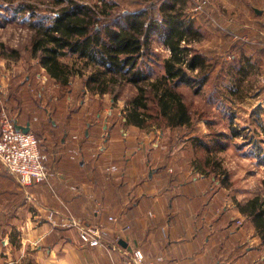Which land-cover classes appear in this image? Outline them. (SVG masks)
I'll return each instance as SVG.
<instances>
[{
  "label": "crops",
  "instance_id": "0c3cea01",
  "mask_svg": "<svg viewBox=\"0 0 264 264\" xmlns=\"http://www.w3.org/2000/svg\"><path fill=\"white\" fill-rule=\"evenodd\" d=\"M231 51L233 62L243 61L236 48ZM222 65L210 67L207 83L225 80ZM48 75L15 78L5 99L20 126L40 138L53 176L45 184L22 185L0 162L3 264H122L118 252L83 242L84 226L104 231V243L123 241L127 253L141 250L147 263L264 264L256 227L227 186L201 172L190 133L182 141L177 131L184 128H168L166 140L163 129L129 124L125 106L112 94H93L83 82L62 87ZM41 82L35 98L31 90ZM115 216L131 233H118L109 221ZM17 251L20 259L14 260Z\"/></svg>",
  "mask_w": 264,
  "mask_h": 264
},
{
  "label": "rangeland",
  "instance_id": "374dc122",
  "mask_svg": "<svg viewBox=\"0 0 264 264\" xmlns=\"http://www.w3.org/2000/svg\"><path fill=\"white\" fill-rule=\"evenodd\" d=\"M26 1L31 0H0V43L5 45L0 46V105L6 107L5 99L10 97V87L14 85L15 78L25 79L30 75L33 79L38 74L49 77L40 60L32 53L31 14L16 11L19 3ZM104 1L115 4L114 12L120 14L126 10L134 12L145 8L135 0ZM186 6L185 20L194 19L201 33L193 43L194 47L207 55L211 67L223 62L222 67L227 69V73L222 82L210 79L201 90L191 85L181 87L194 119L187 131L185 128L177 131V138L183 141L184 135L190 133L191 138L204 137L205 141L218 139L220 146L211 143L215 148L212 153L197 150V164L201 172L210 173L221 182V186H227L233 202L250 200L262 194L264 183V42H260L261 37L264 41V12L258 14L251 8L257 6L264 9V0H188ZM158 9L156 7L157 12ZM153 47L159 56L149 62L152 81L164 74V60L170 57L168 49L159 40ZM230 48H236L243 61L233 62L230 56L234 52ZM248 56L256 58L249 60ZM61 61L73 71L84 66V62L74 55L64 56ZM84 73V76L74 75L71 84L81 85L83 82L85 85V78L91 73ZM41 85L42 82L31 90L35 98L43 91ZM116 88V99L125 106L128 116L138 88L128 82ZM66 92L67 89H63L62 96ZM219 92L220 96L225 94L230 98L224 96L226 101L219 99ZM154 108L151 112L156 114L157 109ZM144 129H163L168 134L165 139L171 138L168 128L158 121H150ZM209 156H212V163L207 165L205 161ZM12 258L20 259L19 252H15ZM4 261L5 255L0 254V263Z\"/></svg>",
  "mask_w": 264,
  "mask_h": 264
},
{
  "label": "trees",
  "instance_id": "16d2710c",
  "mask_svg": "<svg viewBox=\"0 0 264 264\" xmlns=\"http://www.w3.org/2000/svg\"><path fill=\"white\" fill-rule=\"evenodd\" d=\"M187 1L135 0L145 8L120 14L114 12L115 4L104 0H31L19 3L16 11L31 14L32 53L62 87L69 86L74 75L89 71L86 89L116 98V87L128 82L138 88L128 109L129 124L144 129L154 120L182 129L192 127L194 117L181 87L201 90L211 71L207 56L193 45L201 33L194 19L185 20ZM158 40L170 57L164 60V74L152 81L149 62L159 56L153 47ZM67 55L78 57L84 66L73 71L61 61ZM153 106L156 114L151 112ZM193 141L197 149L211 153L214 145L220 146L218 139L205 141L197 136ZM211 157L205 164L212 163ZM236 206L264 243V183L261 195Z\"/></svg>",
  "mask_w": 264,
  "mask_h": 264
},
{
  "label": "built area",
  "instance_id": "2783aa9c",
  "mask_svg": "<svg viewBox=\"0 0 264 264\" xmlns=\"http://www.w3.org/2000/svg\"><path fill=\"white\" fill-rule=\"evenodd\" d=\"M20 122L8 110L0 105V162L12 176L19 179L22 185L45 184L53 176L52 169L48 167L50 156L43 152L41 140L34 132H24L19 129ZM122 218L110 217L109 221L116 225L118 233L129 234L131 227L122 222ZM104 231L101 229L81 228L80 236L83 242L91 247L105 246L112 252H118L122 264H154L145 261L139 249L127 253L126 249L118 243L107 244L102 240ZM161 262L162 259H157Z\"/></svg>",
  "mask_w": 264,
  "mask_h": 264
},
{
  "label": "water",
  "instance_id": "95a60500",
  "mask_svg": "<svg viewBox=\"0 0 264 264\" xmlns=\"http://www.w3.org/2000/svg\"><path fill=\"white\" fill-rule=\"evenodd\" d=\"M258 12V10H256ZM19 129H22L24 132H29L30 128L29 127H23V126H18ZM120 244L124 246L123 241H120Z\"/></svg>",
  "mask_w": 264,
  "mask_h": 264
}]
</instances>
